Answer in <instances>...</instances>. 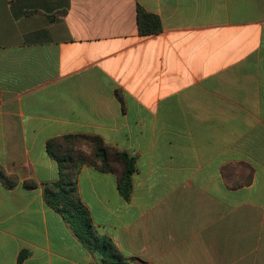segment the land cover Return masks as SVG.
<instances>
[{
    "label": "crops",
    "instance_id": "0c3cea01",
    "mask_svg": "<svg viewBox=\"0 0 264 264\" xmlns=\"http://www.w3.org/2000/svg\"><path fill=\"white\" fill-rule=\"evenodd\" d=\"M81 134L135 160L128 199L114 173L78 175L135 264H264V0H0V165L17 177L0 178V264H103L44 198L47 142Z\"/></svg>",
    "mask_w": 264,
    "mask_h": 264
},
{
    "label": "trees",
    "instance_id": "16d2710c",
    "mask_svg": "<svg viewBox=\"0 0 264 264\" xmlns=\"http://www.w3.org/2000/svg\"><path fill=\"white\" fill-rule=\"evenodd\" d=\"M137 20L138 33L141 35L158 34L161 30L159 17L141 7H138ZM47 152L58 163L60 178L56 182L43 185L46 203L69 222L77 238H80L90 251L103 256V264H135L118 250L111 239L99 234L78 189L81 167L92 165L103 172L116 174L120 192L128 199L132 193V177L136 169L133 157L107 146L99 136L82 134L49 140ZM0 178L8 186H13L17 181V177L7 174L1 165ZM23 185L27 189L37 187L32 180L25 181ZM25 257L26 253H21L18 263Z\"/></svg>",
    "mask_w": 264,
    "mask_h": 264
}]
</instances>
